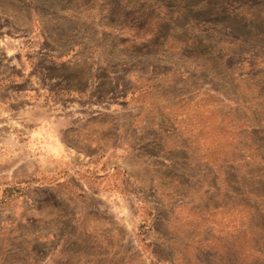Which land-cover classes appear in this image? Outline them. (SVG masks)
Segmentation results:
<instances>
[{"label": "rangeland", "instance_id": "obj_1", "mask_svg": "<svg viewBox=\"0 0 264 264\" xmlns=\"http://www.w3.org/2000/svg\"><path fill=\"white\" fill-rule=\"evenodd\" d=\"M37 2L82 101L0 116V264H264V0Z\"/></svg>", "mask_w": 264, "mask_h": 264}, {"label": "crops", "instance_id": "obj_2", "mask_svg": "<svg viewBox=\"0 0 264 264\" xmlns=\"http://www.w3.org/2000/svg\"><path fill=\"white\" fill-rule=\"evenodd\" d=\"M27 1L29 19L26 24L13 14L0 11V116H14L21 110H27L33 117L39 111H42L40 115L48 117L52 115L53 105L61 111L67 110L68 103L77 107L82 101L81 96H67L61 85L53 87L50 53L53 48H59L53 47L49 27L41 19L51 11L45 3ZM63 127L59 129L60 133L66 131V126ZM36 129L34 126L33 131ZM39 130L52 133V128L46 123L39 125ZM52 140L49 141L55 142ZM58 146L63 147V144L49 145V148ZM60 166L59 171H66ZM3 211L4 207L0 205V213Z\"/></svg>", "mask_w": 264, "mask_h": 264}]
</instances>
